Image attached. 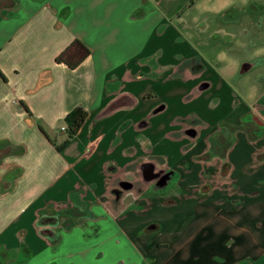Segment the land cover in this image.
<instances>
[{
    "label": "crops",
    "instance_id": "0c3cea01",
    "mask_svg": "<svg viewBox=\"0 0 264 264\" xmlns=\"http://www.w3.org/2000/svg\"><path fill=\"white\" fill-rule=\"evenodd\" d=\"M0 70V264H264V0H0Z\"/></svg>",
    "mask_w": 264,
    "mask_h": 264
},
{
    "label": "trees",
    "instance_id": "16d2710c",
    "mask_svg": "<svg viewBox=\"0 0 264 264\" xmlns=\"http://www.w3.org/2000/svg\"><path fill=\"white\" fill-rule=\"evenodd\" d=\"M90 54L91 48L87 43L81 38L76 37L58 54L56 61L59 63H65L70 68H76ZM0 73L5 77L1 70ZM88 114L89 111L81 105L75 106L67 113L65 121L68 123L70 136L75 135L79 131Z\"/></svg>",
    "mask_w": 264,
    "mask_h": 264
},
{
    "label": "built area",
    "instance_id": "2783aa9c",
    "mask_svg": "<svg viewBox=\"0 0 264 264\" xmlns=\"http://www.w3.org/2000/svg\"><path fill=\"white\" fill-rule=\"evenodd\" d=\"M62 128H63V129L68 128V123H67V124H64V125L62 126Z\"/></svg>",
    "mask_w": 264,
    "mask_h": 264
},
{
    "label": "rangeland",
    "instance_id": "374dc122",
    "mask_svg": "<svg viewBox=\"0 0 264 264\" xmlns=\"http://www.w3.org/2000/svg\"><path fill=\"white\" fill-rule=\"evenodd\" d=\"M252 119V118H251ZM255 119L253 118V121H254ZM258 123H259V121H258Z\"/></svg>",
    "mask_w": 264,
    "mask_h": 264
}]
</instances>
